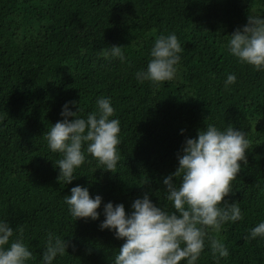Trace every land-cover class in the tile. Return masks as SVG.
I'll return each mask as SVG.
<instances>
[{
    "label": "trees",
    "instance_id": "16d2710c",
    "mask_svg": "<svg viewBox=\"0 0 264 264\" xmlns=\"http://www.w3.org/2000/svg\"><path fill=\"white\" fill-rule=\"evenodd\" d=\"M252 14L264 18V0H0V219L33 252L29 264H39L49 232L67 241L53 264H112L124 241L99 228L103 215L72 219L63 196L80 185L102 197L97 211L111 201L127 212L145 192L164 205V177L178 167L185 139L209 123L247 133V164L225 197L238 202L243 219L209 233L229 249L227 258L214 261L206 241L197 264H264V240L243 238L264 220V72L226 48ZM171 32L183 48L177 78L138 83L134 73L146 67L154 39ZM112 45L125 62L105 56ZM228 73L237 82L226 89ZM101 95L120 121V160L113 173L86 155L65 184L55 166L61 157L43 134L62 119L66 101L84 115Z\"/></svg>",
    "mask_w": 264,
    "mask_h": 264
},
{
    "label": "clouds",
    "instance_id": "9594fccd",
    "mask_svg": "<svg viewBox=\"0 0 264 264\" xmlns=\"http://www.w3.org/2000/svg\"><path fill=\"white\" fill-rule=\"evenodd\" d=\"M226 48L238 63L264 72V18L247 15V22L228 36ZM182 52L174 32L158 35L146 67L134 73L136 81L160 86L176 79ZM105 56L125 62L119 45H112ZM236 82V74L228 73L223 86L228 89ZM69 105L76 110H70ZM81 112L77 101H66L59 113L62 119L51 123L43 134L47 148L61 157L55 166L59 169L57 179L62 178L65 184L78 176L76 170L85 163L86 155L95 159L100 166L97 168L113 173L120 160V121L114 117L111 98L98 96L93 111ZM248 147L246 131L231 124L220 128L209 123L198 130L196 137L185 139L177 154L178 167L164 177L166 204L153 203L145 192L131 202L127 212L123 203L114 205L111 201L97 211L102 197L90 196L88 187L80 185L71 187L63 200L72 219L95 221L103 215L99 228L112 231L124 241L112 264H197L206 241L213 260L218 261L229 256V249L209 233H219L225 223L243 219L238 202L229 203L225 197L233 192L231 182L241 171V162L247 164ZM173 177L179 183H174ZM243 238L264 240V220ZM66 248L65 238L47 233L39 264H53L54 259L67 253ZM33 259L29 246L14 237L7 219H0V264H29Z\"/></svg>",
    "mask_w": 264,
    "mask_h": 264
}]
</instances>
